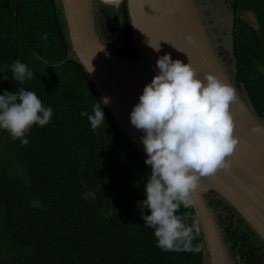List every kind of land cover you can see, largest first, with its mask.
<instances>
[{"label": "trees", "instance_id": "obj_1", "mask_svg": "<svg viewBox=\"0 0 264 264\" xmlns=\"http://www.w3.org/2000/svg\"><path fill=\"white\" fill-rule=\"evenodd\" d=\"M120 5L126 27L120 55L137 59L127 0ZM232 7L235 82L264 119V0H232ZM246 12L257 26L242 17ZM16 60L33 71V79L13 80ZM4 65L0 94L34 91L53 114L49 124L30 129L27 145L0 130V264H207L202 231L191 241L198 252L157 247L137 203L146 199V156L106 105L104 121L94 127L81 116L102 99L72 52L60 0H0ZM207 199L216 209L224 202L215 192ZM184 213L189 224L198 220L193 207H181L178 214ZM225 235L230 253L254 264L234 225Z\"/></svg>", "mask_w": 264, "mask_h": 264}, {"label": "clouds", "instance_id": "obj_2", "mask_svg": "<svg viewBox=\"0 0 264 264\" xmlns=\"http://www.w3.org/2000/svg\"><path fill=\"white\" fill-rule=\"evenodd\" d=\"M100 2L118 6L120 0ZM187 40L194 43L191 36ZM153 48L159 51V46ZM156 68L157 74L130 113V123L144 133V162L150 167L143 186L146 199L137 203L144 225L153 229L157 247L198 252L199 247H193L191 241L201 231L199 221L193 219L189 224L188 214L178 213L181 207L193 206V194L202 178L232 168L231 157L239 144L231 112L237 93L213 73L198 77L190 62L173 60L170 54L159 56ZM10 71L15 82L34 78L33 71L20 60L12 63ZM94 100L92 111L81 112L93 127L104 121L103 108L108 103L107 98ZM52 114V107H45L34 91L19 88L0 94V130L19 139L21 145L29 143L26 134L30 129L49 124ZM252 131L264 134V127L258 125Z\"/></svg>", "mask_w": 264, "mask_h": 264}, {"label": "water", "instance_id": "obj_3", "mask_svg": "<svg viewBox=\"0 0 264 264\" xmlns=\"http://www.w3.org/2000/svg\"><path fill=\"white\" fill-rule=\"evenodd\" d=\"M72 52L86 69L101 99L129 138L144 153V134L130 123V113L144 87L157 74L159 56L191 63L198 77L213 73L232 85L237 93L231 105L239 144L232 168L204 177L194 196L193 209L199 221L209 264H233L223 232L207 195L215 192L250 225L264 243V127L248 99L231 80L215 45L198 14L195 0H127L137 59L113 53L102 41L95 25L92 0H60ZM136 26V27H133ZM191 36L194 43L187 37ZM153 47L159 46V51ZM244 88V87H243ZM245 95H247L246 90Z\"/></svg>", "mask_w": 264, "mask_h": 264}, {"label": "rangeland", "instance_id": "obj_4", "mask_svg": "<svg viewBox=\"0 0 264 264\" xmlns=\"http://www.w3.org/2000/svg\"><path fill=\"white\" fill-rule=\"evenodd\" d=\"M94 6V17L96 29L105 43V45L115 54H121L123 51V42L125 41V25L121 13V5L106 6L100 0H92ZM198 9V14L202 23L207 27L208 34L215 48L227 68L232 81L235 82V65L233 60V24L234 14L232 0H195ZM250 24L257 26V21L252 13H244L242 16ZM240 93L248 101V96L242 85L235 82ZM220 208L212 206L216 213V219L223 232L224 239L226 238V230L229 225L234 227L239 232V237L244 241V245L252 253L254 264H264V244L258 240V237L250 230L247 224L240 221L232 207L225 201L221 202ZM226 242V241H225ZM230 251V244L226 242ZM233 264H245L241 255L237 252L231 254ZM1 257V254H0ZM209 264L208 259H206Z\"/></svg>", "mask_w": 264, "mask_h": 264}]
</instances>
